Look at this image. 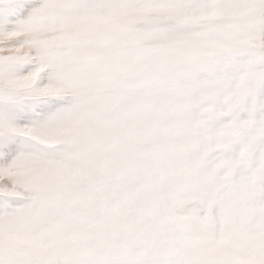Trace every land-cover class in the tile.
Wrapping results in <instances>:
<instances>
[{
    "label": "snow or ice",
    "instance_id": "snow-or-ice-1",
    "mask_svg": "<svg viewBox=\"0 0 264 264\" xmlns=\"http://www.w3.org/2000/svg\"><path fill=\"white\" fill-rule=\"evenodd\" d=\"M0 264H264V0H0Z\"/></svg>",
    "mask_w": 264,
    "mask_h": 264
}]
</instances>
